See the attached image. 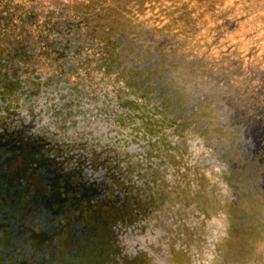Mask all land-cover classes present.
Listing matches in <instances>:
<instances>
[{"label": "flooded vegetation", "instance_id": "flooded-vegetation-1", "mask_svg": "<svg viewBox=\"0 0 264 264\" xmlns=\"http://www.w3.org/2000/svg\"><path fill=\"white\" fill-rule=\"evenodd\" d=\"M75 8L81 14L60 18L71 39L58 61L65 71L41 75L37 91L0 92V264H208L243 254L231 224L217 233L234 202L228 193L223 199L210 163L189 152L181 112L199 108L157 107L158 95L140 91L146 72L134 67L152 58L131 64L126 50L138 25L141 37H167L185 51L189 33L182 31L196 27L192 9L207 7L195 0H80ZM213 8L226 33L233 31ZM258 8L264 17V0ZM150 20L163 22L152 27ZM150 45L130 50L142 47L136 54L144 55ZM244 46L246 56L261 49L264 57V39Z\"/></svg>", "mask_w": 264, "mask_h": 264}, {"label": "water", "instance_id": "water-1", "mask_svg": "<svg viewBox=\"0 0 264 264\" xmlns=\"http://www.w3.org/2000/svg\"><path fill=\"white\" fill-rule=\"evenodd\" d=\"M224 24L233 28L236 22L231 21L229 24L227 22ZM149 26L153 27L154 24L149 23ZM135 30V33H131V36H136V38L130 39L126 43L129 59L134 58L131 64H136L135 60L152 58L149 63L134 66L142 73L143 71L146 72L147 77L143 78L141 82L145 79L149 80L150 74H152V77L156 75V71L152 68L154 60H157L160 66L166 60H168V63L173 62L172 58L169 57L171 52L174 54L179 52L182 58L185 57L187 49L185 51L181 50L177 45V48H174L176 46L172 43L177 41L172 42L167 37L158 40L152 34L141 37L138 34V27ZM137 42L152 43L147 49L150 52L138 56L136 52L143 50L142 47L130 50L132 45ZM144 46L148 47L149 45ZM155 50L158 54L156 58H153L150 53H154ZM253 66L256 67L255 70L251 66H247V69L243 68L241 75H239L235 71V68L238 67L237 60H229L225 86L222 87L221 85L215 88L214 82H209V87H204L201 91L196 88L198 83L194 82L198 81L199 77L205 76V74L201 75L199 71H195L187 76H182L183 82L186 81L187 84L184 83L180 90L179 100L181 106L196 107L200 110H192L191 112L183 110L181 112V125L185 131V124L189 121L193 123L191 127L187 128V131L188 129L190 131V133L188 132L190 136L188 138L189 152L192 155L200 156L202 158L201 164L210 163L207 170L212 167L213 171L217 172L218 183L224 196L223 199L227 198L225 195L228 193L229 199L234 202L232 214L227 215L228 224L221 223V226H218L217 233H226V228L231 224L233 232L228 233H232L235 240L238 239L235 235L239 234L245 244L243 254L228 255V258L225 255H218L208 264H227L228 261L233 263L250 260L252 259L251 252L255 250L256 244L264 240V70H261L258 64H253ZM183 71L184 68L182 67ZM255 75V79L260 82V90L255 91L251 88L236 90V80H239L240 76L244 80L252 82ZM185 77H187V80H185ZM210 78L214 79V76L211 74ZM176 79L179 80L178 77L171 76L164 80L172 81ZM144 90L147 89H141L140 91L144 92ZM148 91L150 94L153 93L152 89ZM157 107L163 109L167 105L159 100ZM171 111L173 112V110ZM197 119H200L199 123L202 125L198 128L196 127ZM208 128H212L218 137L213 140L202 138L201 133ZM223 128L225 129L224 132ZM221 135H223V138H221ZM247 136L252 137V141L255 139L256 146L251 149L245 146L248 142ZM222 171L231 175V180ZM260 183L261 186L259 187Z\"/></svg>", "mask_w": 264, "mask_h": 264}, {"label": "rangeland", "instance_id": "rangeland-1", "mask_svg": "<svg viewBox=\"0 0 264 264\" xmlns=\"http://www.w3.org/2000/svg\"><path fill=\"white\" fill-rule=\"evenodd\" d=\"M14 2H19L20 4L25 6H35L36 8L33 11L39 13V23L45 21V15L49 12H53L52 18L64 17L68 14L74 15L75 13L81 14V10L75 8V6L80 2V0H12ZM84 1V0H83ZM166 3H172L173 0H164ZM188 1V0H187ZM202 1L203 7H207L202 11L196 8L192 9L193 15L196 17V22H194L195 30L186 29L185 32L182 31V35H186L189 33V38L187 44L184 46L186 50L185 57L182 58L180 53L169 54V57L172 58V63H168V60L163 62L162 65L158 66V64L154 63L153 70L156 71V75L148 80L147 83L144 84V89H152L154 95H158L159 100L165 103L169 107H177L180 106L179 96H181V89L186 83L183 82V75L187 76L190 73L195 71H199V73L205 74V76L199 77L198 81L194 83L197 84V89L201 91L204 87H209V82H214L213 85L216 87H222L226 84L227 77V63L228 61L237 60L238 67L235 68L237 74L241 75L243 68L247 69V66H251L254 70L256 67L253 64H258L259 68H263L264 66V57L259 55V49L255 52V56H246V45L249 43H259L261 39H264V17H261L258 12V7L260 6V0H195ZM243 1V2H241ZM248 1V2H246ZM86 2V1H85ZM178 2V1H176ZM87 3V2H86ZM244 3V4H243ZM250 3V5L248 4ZM213 4L215 6L218 5V10L222 11L221 20L224 22L235 21L236 24L233 26V31L227 32L224 28L220 26V20L215 19L210 12L214 10ZM259 4V5H258ZM217 8V7H216ZM248 11L251 9L249 14H243L244 10ZM216 10V9H215ZM231 10L238 11V14H230ZM245 12V11H244ZM263 16V15H262ZM51 18V19H52ZM230 18L231 20L227 19ZM53 20V19H52ZM150 24H154V26H159L163 21H151ZM186 21L184 23L185 27H191L192 21ZM227 26V25H225ZM139 27L138 25L135 26ZM200 29L199 32H196L197 29ZM175 29L179 31L183 30V27L178 23L175 25ZM32 30V28H31ZM40 31V28L38 29ZM42 30V27H41ZM195 31V32H194ZM250 31L252 32V36H250L249 41L244 39V33ZM197 37V38H194ZM254 40V41H253ZM237 44V47L234 51L231 52L233 45ZM172 47H174L172 45ZM177 48V47H174ZM47 49V48H46ZM191 52H190V51ZM262 52V51H261ZM157 53V52H156ZM234 53V54H233ZM54 54V53H53ZM156 58V54L153 58ZM261 64L259 61L262 60ZM143 64V62L141 63ZM54 66V64L52 65ZM50 67V66H49ZM49 67H44V70L50 69ZM182 67L184 68V73L182 72ZM58 69V68H56ZM59 70V69H58ZM58 73V71H55ZM214 76V79L210 78V75ZM69 80H73L75 77H71V73ZM158 75V76H157ZM178 77L179 80L165 81L164 79L167 77ZM256 75L252 82L244 80L241 76L239 80H236L235 88L236 90L244 89L248 90L249 88L257 91L260 90V82L257 81ZM187 80V77H185ZM259 85V88H258ZM178 90V92H176ZM219 95V94H218ZM159 100L155 102L158 103ZM171 110V109H170ZM180 125V121L177 123ZM186 126V130H187ZM225 129L223 128V132ZM202 138H206L209 140H213L218 137L215 135V131L211 128L205 130V132L200 135ZM178 137V135H175ZM223 138V135H221ZM248 142H246V148H252L256 146L255 139L252 141V137L247 136ZM251 151V150H249ZM3 151L0 155H3ZM261 186V183L258 185ZM252 259L244 260L241 262H231L228 261L227 264H264V240L256 244V248L251 252Z\"/></svg>", "mask_w": 264, "mask_h": 264}, {"label": "trees", "instance_id": "trees-1", "mask_svg": "<svg viewBox=\"0 0 264 264\" xmlns=\"http://www.w3.org/2000/svg\"><path fill=\"white\" fill-rule=\"evenodd\" d=\"M34 8L12 0H0L1 93L18 86H22L23 91H37L44 81L40 76L60 73L58 69L62 66L58 61L68 54L64 47L71 39L65 36L68 31L66 24L60 22L61 17L52 18L53 12H49L45 21L39 23V13L33 11ZM44 67L50 69L44 70Z\"/></svg>", "mask_w": 264, "mask_h": 264}]
</instances>
